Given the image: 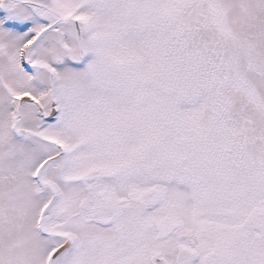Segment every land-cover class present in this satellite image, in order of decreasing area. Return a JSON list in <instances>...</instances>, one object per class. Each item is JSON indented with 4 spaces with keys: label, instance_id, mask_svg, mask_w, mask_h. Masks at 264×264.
Here are the masks:
<instances>
[{
    "label": "snow or ice",
    "instance_id": "6c2138e0",
    "mask_svg": "<svg viewBox=\"0 0 264 264\" xmlns=\"http://www.w3.org/2000/svg\"><path fill=\"white\" fill-rule=\"evenodd\" d=\"M0 264H264V0H0Z\"/></svg>",
    "mask_w": 264,
    "mask_h": 264
}]
</instances>
